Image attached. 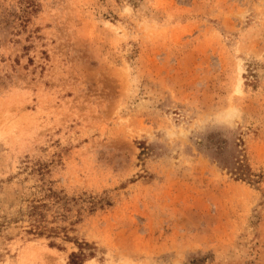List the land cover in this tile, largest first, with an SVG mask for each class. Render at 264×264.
Returning <instances> with one entry per match:
<instances>
[{"label": "rangeland", "instance_id": "rangeland-1", "mask_svg": "<svg viewBox=\"0 0 264 264\" xmlns=\"http://www.w3.org/2000/svg\"><path fill=\"white\" fill-rule=\"evenodd\" d=\"M264 264V0H0V264Z\"/></svg>", "mask_w": 264, "mask_h": 264}, {"label": "trees", "instance_id": "trees-1", "mask_svg": "<svg viewBox=\"0 0 264 264\" xmlns=\"http://www.w3.org/2000/svg\"><path fill=\"white\" fill-rule=\"evenodd\" d=\"M73 263L78 264V260L73 257Z\"/></svg>", "mask_w": 264, "mask_h": 264}]
</instances>
